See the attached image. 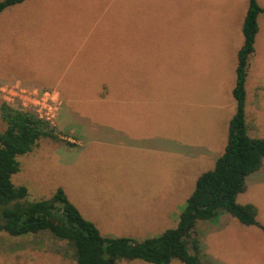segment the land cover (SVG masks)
Wrapping results in <instances>:
<instances>
[{"label": "rangeland", "instance_id": "rangeland-1", "mask_svg": "<svg viewBox=\"0 0 264 264\" xmlns=\"http://www.w3.org/2000/svg\"><path fill=\"white\" fill-rule=\"evenodd\" d=\"M76 1L81 4L75 5ZM70 2L69 7L58 8L55 13L57 24L66 26L83 21L89 0ZM249 2L158 0L155 11L143 16L142 31H137V37L145 40L139 58L145 55V59L136 61L140 69L134 83L140 92L137 89L134 92L138 101L146 103L135 109L124 108L126 120L111 115L93 117L98 122L93 124L103 128L99 135H129L128 140L95 144L84 151L78 148L70 154L59 152L61 147L69 151L65 142L39 140L31 153L18 157L21 170L12 177L16 186L28 188L27 200H52L62 190L105 236L114 234L117 238L143 241L150 232L160 236L174 227L198 178L214 168L210 157L225 150L229 119L237 109L233 89ZM257 2L264 8V0ZM16 6L8 7L3 21L0 20V81L5 79L6 69L15 67L18 68L13 72L41 74V55L22 61L23 47L9 44L12 33L20 28L12 25L6 31L8 25L32 17L25 18L20 8L10 10ZM90 17V13L85 14L87 23ZM126 24L132 28L131 22ZM259 25L257 53L250 60L247 88L264 85V13L260 14ZM132 38L133 29L128 39ZM67 42L58 39L52 44L61 47ZM129 49L132 48H127L126 53ZM9 57H14L15 67L9 66ZM49 61L45 60V66ZM114 80L113 92L127 82L123 76ZM10 85L0 87V108L3 102L8 103L3 90ZM52 92L56 103L55 118L50 124L56 128L63 103ZM118 93L116 97L123 96ZM9 104L22 108L17 102ZM258 122L259 136L264 137V113ZM5 128L0 117V133ZM130 136H136L135 143ZM246 185L237 202L254 205L257 222L264 227V182L246 179ZM159 209L167 210L163 215L169 213L173 219L162 217ZM222 215L223 223L228 219L224 226L220 220L217 226L198 223L204 260L212 264H264V230L260 226H245L227 213ZM0 264H74V260L65 243L46 233L17 238L0 233ZM116 264L149 263L120 259ZM171 264L183 263L173 260Z\"/></svg>", "mask_w": 264, "mask_h": 264}, {"label": "trees", "instance_id": "trees-1", "mask_svg": "<svg viewBox=\"0 0 264 264\" xmlns=\"http://www.w3.org/2000/svg\"><path fill=\"white\" fill-rule=\"evenodd\" d=\"M24 1L3 0L0 13ZM263 13L264 8L257 0H250L233 90L237 109L229 124L227 146L214 169L198 178L175 228L143 241L108 238L82 216L62 190L52 200L28 201V188L16 186L12 181L13 175L21 170L18 157L31 153L43 138L62 140L49 122L3 102L0 117L6 128L0 133V233L15 238L46 233L66 244L72 251L74 264H111V260L116 264L120 259L149 264H171L173 260L183 264H212L202 255L199 222L215 224L227 213L245 226H260L256 207L239 204L237 197L246 190L247 177L260 170L264 161V140L249 137L245 113L250 58L255 52L258 18Z\"/></svg>", "mask_w": 264, "mask_h": 264}, {"label": "crops", "instance_id": "crops-1", "mask_svg": "<svg viewBox=\"0 0 264 264\" xmlns=\"http://www.w3.org/2000/svg\"><path fill=\"white\" fill-rule=\"evenodd\" d=\"M80 4L78 1L75 2V5ZM70 5V0H26L21 4H17L14 9H10L20 8L27 19L32 16L28 21L10 23L6 31H9L12 25L20 28L12 33L9 44L13 46L20 44L23 47L22 61H24L23 59L28 61L31 57L41 55V74L30 75L24 72H13L18 67H15L16 65L12 63V61L15 62L14 57H9L7 59L9 66L15 68L12 70L6 69V77L0 81V87L2 85L18 84L25 89L45 88L58 94L63 105L57 116L55 129L62 142L70 143V146L66 145L69 151L63 150L61 147L59 152L62 154H70L78 148L84 151L95 144H107L113 141L120 143L128 140L129 135L118 137L99 135L103 128L93 124L98 123L93 117L95 115H111L126 120L124 108L129 109L133 106V109H135L141 103H146L138 101V96L134 92L135 89L140 92V88L134 83V79L138 75V69H140L136 61H138L139 53H142L141 46L145 44V40L137 37V31H142L145 19L143 16H148L155 11L158 0H89L81 23L73 22L72 25L66 26L57 24L56 18L58 16L55 18L54 15L58 8L69 7ZM7 9L0 13L1 21H3L4 15L6 16ZM86 13L91 15L88 23L85 19ZM259 19L260 15L258 25ZM127 21L132 23V28H127ZM71 29L73 30L72 33L70 32ZM132 29L133 38L129 40L128 37L132 34ZM259 33L260 25L257 36ZM58 39H66L68 41L67 45L63 44L61 47H57L52 44L53 41H58ZM256 46L255 40L253 55L257 53ZM130 47L132 49H129V52L126 53L127 48ZM10 53L11 56H14V47L10 50ZM10 53H7V57L10 56ZM144 56L141 55L140 61L145 59ZM45 60H50L46 66ZM21 67L24 69V62H22ZM45 67L48 69L46 70ZM116 73L118 75L122 73L119 76L127 78L125 86L116 90V92L119 91L118 94L123 95L120 97H116V92L111 91L113 85H116L114 79L119 77L115 76ZM141 76L139 74V77ZM246 92L245 113L248 135L253 139L264 140V137L259 136L258 122L259 117L264 113V85H254L247 88L246 83ZM133 95L134 99H132ZM235 112L233 115H235ZM130 137L133 138L130 141L135 143L136 136ZM224 152L214 153L209 161H214L216 164ZM247 179L264 182V161L260 170L249 175ZM159 212L163 215L167 210L159 209ZM162 217L172 220L174 216H169V213H167ZM223 218L224 215H221L219 220L222 221L221 224L224 226L227 224L228 219H225L226 222L223 223ZM178 221L179 218L172 228L177 226ZM139 222L145 223V220ZM217 223L210 224L217 226L219 225ZM96 227L98 228L97 225ZM100 233L103 237L117 238L114 234L105 236L102 231ZM146 237L148 239L157 236L150 232Z\"/></svg>", "mask_w": 264, "mask_h": 264}, {"label": "built area", "instance_id": "built-area-1", "mask_svg": "<svg viewBox=\"0 0 264 264\" xmlns=\"http://www.w3.org/2000/svg\"><path fill=\"white\" fill-rule=\"evenodd\" d=\"M8 98V104L17 102L22 111L35 113L40 119L51 122L55 118V95L47 89H25L18 84H12L3 90ZM60 106V103H59Z\"/></svg>", "mask_w": 264, "mask_h": 264}, {"label": "water", "instance_id": "water-1", "mask_svg": "<svg viewBox=\"0 0 264 264\" xmlns=\"http://www.w3.org/2000/svg\"><path fill=\"white\" fill-rule=\"evenodd\" d=\"M186 232L188 233L189 232V229L186 230ZM111 264H114V262L111 260L110 261Z\"/></svg>", "mask_w": 264, "mask_h": 264}]
</instances>
